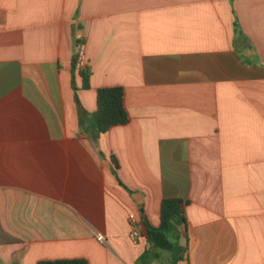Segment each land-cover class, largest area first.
<instances>
[{"label":"crops","instance_id":"crops-1","mask_svg":"<svg viewBox=\"0 0 264 264\" xmlns=\"http://www.w3.org/2000/svg\"><path fill=\"white\" fill-rule=\"evenodd\" d=\"M166 198L177 264H264V0H0V264H136Z\"/></svg>","mask_w":264,"mask_h":264},{"label":"trees","instance_id":"trees-1","mask_svg":"<svg viewBox=\"0 0 264 264\" xmlns=\"http://www.w3.org/2000/svg\"><path fill=\"white\" fill-rule=\"evenodd\" d=\"M77 48L81 44L76 45ZM77 52L73 57V70H76ZM82 77L83 88L89 87L90 71L85 67L78 71ZM93 128L97 135L107 132L110 128L124 125L128 122V114L124 106V92L120 86L102 87L96 91V109L90 114ZM112 171L116 175L118 162L112 156ZM187 201L180 198H166L160 204L158 226L145 223L148 246L137 259L136 264H148L154 256L159 258V253L166 254V264H177L184 259L186 247L180 243L181 230L186 225L184 209ZM37 264H88L81 258L41 260Z\"/></svg>","mask_w":264,"mask_h":264},{"label":"built area","instance_id":"built-area-1","mask_svg":"<svg viewBox=\"0 0 264 264\" xmlns=\"http://www.w3.org/2000/svg\"><path fill=\"white\" fill-rule=\"evenodd\" d=\"M76 67L79 68L80 70L86 67V60H85L84 51H83L82 46L78 47ZM128 220H129V225H130L129 237L132 241L135 242L139 239V236H140L136 216L131 213L128 215ZM97 239L98 241L104 240L102 235H98Z\"/></svg>","mask_w":264,"mask_h":264},{"label":"water","instance_id":"water-1","mask_svg":"<svg viewBox=\"0 0 264 264\" xmlns=\"http://www.w3.org/2000/svg\"><path fill=\"white\" fill-rule=\"evenodd\" d=\"M140 208H141V206H140ZM140 211H141V213H143L142 209H141ZM143 219H144V218H143Z\"/></svg>","mask_w":264,"mask_h":264}]
</instances>
